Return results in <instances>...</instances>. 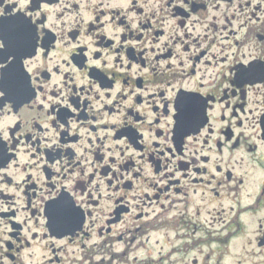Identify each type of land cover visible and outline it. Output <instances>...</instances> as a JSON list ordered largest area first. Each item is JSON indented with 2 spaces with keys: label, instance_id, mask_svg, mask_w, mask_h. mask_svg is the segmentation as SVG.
Listing matches in <instances>:
<instances>
[{
  "label": "flooded vegetation",
  "instance_id": "af4514ba",
  "mask_svg": "<svg viewBox=\"0 0 264 264\" xmlns=\"http://www.w3.org/2000/svg\"><path fill=\"white\" fill-rule=\"evenodd\" d=\"M0 43V264H264V0H0Z\"/></svg>",
  "mask_w": 264,
  "mask_h": 264
},
{
  "label": "snow or ice",
  "instance_id": "6c2138e0",
  "mask_svg": "<svg viewBox=\"0 0 264 264\" xmlns=\"http://www.w3.org/2000/svg\"><path fill=\"white\" fill-rule=\"evenodd\" d=\"M7 48L6 43H0V74L4 73L7 71V68L5 67L4 62L8 59L9 55H13V53L8 52L7 55L5 54V49ZM15 59V57H14ZM8 67H11V64L8 65ZM242 72H247L248 69H242Z\"/></svg>",
  "mask_w": 264,
  "mask_h": 264
}]
</instances>
